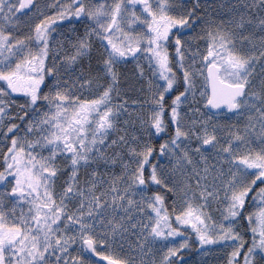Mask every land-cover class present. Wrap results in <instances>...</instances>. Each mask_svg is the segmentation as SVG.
<instances>
[{
	"label": "snow or ice",
	"instance_id": "6c2138e0",
	"mask_svg": "<svg viewBox=\"0 0 264 264\" xmlns=\"http://www.w3.org/2000/svg\"><path fill=\"white\" fill-rule=\"evenodd\" d=\"M193 250L264 264V0H0V264Z\"/></svg>",
	"mask_w": 264,
	"mask_h": 264
},
{
	"label": "flooded vegetation",
	"instance_id": "af4514ba",
	"mask_svg": "<svg viewBox=\"0 0 264 264\" xmlns=\"http://www.w3.org/2000/svg\"><path fill=\"white\" fill-rule=\"evenodd\" d=\"M219 257H220L219 253L210 255L208 257H202L200 264H202V261L204 260L207 261V264H222V261L219 259Z\"/></svg>",
	"mask_w": 264,
	"mask_h": 264
},
{
	"label": "rangeland",
	"instance_id": "374dc122",
	"mask_svg": "<svg viewBox=\"0 0 264 264\" xmlns=\"http://www.w3.org/2000/svg\"><path fill=\"white\" fill-rule=\"evenodd\" d=\"M133 66H129V68H132ZM202 257L200 255H194L189 260L191 261V264H200Z\"/></svg>",
	"mask_w": 264,
	"mask_h": 264
},
{
	"label": "trees",
	"instance_id": "16d2710c",
	"mask_svg": "<svg viewBox=\"0 0 264 264\" xmlns=\"http://www.w3.org/2000/svg\"><path fill=\"white\" fill-rule=\"evenodd\" d=\"M194 255H199L197 254L194 250L186 253V258L190 259Z\"/></svg>",
	"mask_w": 264,
	"mask_h": 264
}]
</instances>
